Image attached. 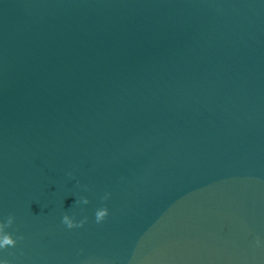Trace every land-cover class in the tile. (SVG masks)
Returning a JSON list of instances; mask_svg holds the SVG:
<instances>
[{"label":"water","instance_id":"1","mask_svg":"<svg viewBox=\"0 0 264 264\" xmlns=\"http://www.w3.org/2000/svg\"><path fill=\"white\" fill-rule=\"evenodd\" d=\"M10 215L11 264H264V0H0Z\"/></svg>","mask_w":264,"mask_h":264},{"label":"clouds","instance_id":"2","mask_svg":"<svg viewBox=\"0 0 264 264\" xmlns=\"http://www.w3.org/2000/svg\"><path fill=\"white\" fill-rule=\"evenodd\" d=\"M108 195H109L108 193L105 194V199L107 198ZM78 200H79V202L86 204L89 201V197L87 195H81L78 198ZM105 211L106 210H103V211H99L97 213V220H101L103 218ZM14 219H15V217L10 215L6 222L0 221V248H3L7 245H14L16 243V238L12 234V232L6 230L7 225H10ZM62 220H63V222H65L67 224L68 227H73L77 223L83 224V222H84L83 220L76 221L72 217V215L70 213H68L67 211L64 213ZM0 264H11V262L8 259L0 257Z\"/></svg>","mask_w":264,"mask_h":264}]
</instances>
